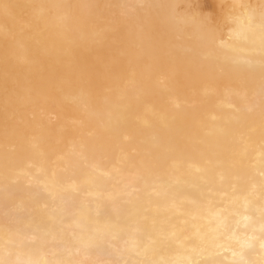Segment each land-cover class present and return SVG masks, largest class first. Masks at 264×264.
Instances as JSON below:
<instances>
[{"label":"bare ground","instance_id":"1","mask_svg":"<svg viewBox=\"0 0 264 264\" xmlns=\"http://www.w3.org/2000/svg\"><path fill=\"white\" fill-rule=\"evenodd\" d=\"M206 1L0 0V264H264V0Z\"/></svg>","mask_w":264,"mask_h":264},{"label":"rangeland","instance_id":"2","mask_svg":"<svg viewBox=\"0 0 264 264\" xmlns=\"http://www.w3.org/2000/svg\"><path fill=\"white\" fill-rule=\"evenodd\" d=\"M244 1L246 0H207L206 4L207 2L210 4L212 12L223 15L227 7L236 6L239 2Z\"/></svg>","mask_w":264,"mask_h":264},{"label":"snow or ice","instance_id":"3","mask_svg":"<svg viewBox=\"0 0 264 264\" xmlns=\"http://www.w3.org/2000/svg\"><path fill=\"white\" fill-rule=\"evenodd\" d=\"M8 6L7 5H5V8H7Z\"/></svg>","mask_w":264,"mask_h":264}]
</instances>
